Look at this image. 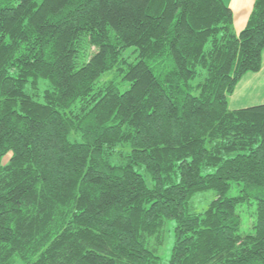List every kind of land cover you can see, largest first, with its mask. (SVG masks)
I'll return each instance as SVG.
<instances>
[{
	"label": "trees",
	"instance_id": "trees-1",
	"mask_svg": "<svg viewBox=\"0 0 264 264\" xmlns=\"http://www.w3.org/2000/svg\"><path fill=\"white\" fill-rule=\"evenodd\" d=\"M263 52L264 0H0V264H264Z\"/></svg>",
	"mask_w": 264,
	"mask_h": 264
},
{
	"label": "crops",
	"instance_id": "crops-1",
	"mask_svg": "<svg viewBox=\"0 0 264 264\" xmlns=\"http://www.w3.org/2000/svg\"><path fill=\"white\" fill-rule=\"evenodd\" d=\"M224 1L226 4H228V6H230V8L233 11V14H234V30L238 33L242 29H244L245 26L247 25L248 19H249L251 12L253 10L255 0H224ZM263 58H264V56H263ZM263 67L264 66H262L260 71L255 72V73H253V72L247 73L242 78V80L240 81V83L238 84V86L236 88V91L240 90V95L235 98V107L234 108L247 107V106H252V105L264 103V102H261V103L249 102V101H253L255 99H258L260 97H264V91L261 89V83H263V82H261V80L259 81V83L257 82L260 74H262V72H263ZM254 84H255V86H254ZM252 88L255 91L256 90H260V91H258L255 95L248 96L246 94V92ZM235 92H234V94H235ZM241 93H243V94L241 95ZM246 102H249V103H246ZM243 103H246V104H243Z\"/></svg>",
	"mask_w": 264,
	"mask_h": 264
},
{
	"label": "rangeland",
	"instance_id": "rangeland-1",
	"mask_svg": "<svg viewBox=\"0 0 264 264\" xmlns=\"http://www.w3.org/2000/svg\"><path fill=\"white\" fill-rule=\"evenodd\" d=\"M263 56H264V52H263ZM262 66H264V58L262 60ZM260 80H261V82H263V83H261V89L264 91V67H263V72H262V74H260L259 79L257 80V82L259 83ZM254 86H255V84H254ZM258 91H260V90H256L255 91L252 88V89L248 90L246 92V94L248 96L255 95ZM243 93H241V95ZM239 95H240V90H237L235 92V94L230 97V104H231L232 107H235V98L237 96H239ZM249 102L261 103V102H264V97H260L258 99H255V100L249 101ZM249 102H246V103H249ZM246 103H243V104H246ZM212 196H213L212 192H206L204 194H198L196 196V199H197V197H202L201 198L202 200H204V199L207 200V202L201 201V202L198 203V210H200V211L203 210V208H205L207 206V204H208L209 200L212 198ZM249 221L250 220H248V222ZM174 226H175V221L174 220H169L168 224H167V228H166V241H165V244L160 248V251H159L160 257L162 258V264H171L170 263V256H171L173 245H174V242H175ZM14 264H22V263H21V261H19L17 259V261H15Z\"/></svg>",
	"mask_w": 264,
	"mask_h": 264
}]
</instances>
